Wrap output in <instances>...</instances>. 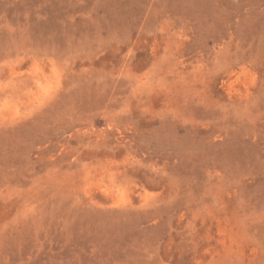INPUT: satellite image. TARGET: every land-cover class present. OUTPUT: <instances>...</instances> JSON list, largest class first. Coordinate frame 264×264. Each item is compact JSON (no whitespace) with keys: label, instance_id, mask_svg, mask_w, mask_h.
<instances>
[{"label":"rangeland","instance_id":"rangeland-1","mask_svg":"<svg viewBox=\"0 0 264 264\" xmlns=\"http://www.w3.org/2000/svg\"><path fill=\"white\" fill-rule=\"evenodd\" d=\"M0 264H264V0H0Z\"/></svg>","mask_w":264,"mask_h":264}]
</instances>
